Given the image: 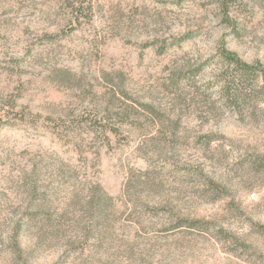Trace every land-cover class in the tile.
Returning <instances> with one entry per match:
<instances>
[{
  "label": "rangeland",
  "instance_id": "374dc122",
  "mask_svg": "<svg viewBox=\"0 0 264 264\" xmlns=\"http://www.w3.org/2000/svg\"><path fill=\"white\" fill-rule=\"evenodd\" d=\"M0 264H264V0H0Z\"/></svg>",
  "mask_w": 264,
  "mask_h": 264
},
{
  "label": "trees",
  "instance_id": "16d2710c",
  "mask_svg": "<svg viewBox=\"0 0 264 264\" xmlns=\"http://www.w3.org/2000/svg\"><path fill=\"white\" fill-rule=\"evenodd\" d=\"M253 69H252V67H244V71L242 70L241 72H242V74H244V75H248V76H253L254 75V73H253V71H252Z\"/></svg>",
  "mask_w": 264,
  "mask_h": 264
}]
</instances>
